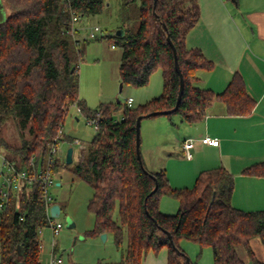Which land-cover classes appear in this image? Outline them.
<instances>
[{"label":"trees","instance_id":"trees-1","mask_svg":"<svg viewBox=\"0 0 264 264\" xmlns=\"http://www.w3.org/2000/svg\"><path fill=\"white\" fill-rule=\"evenodd\" d=\"M118 1L117 31L123 30L124 35L116 31L109 40L123 50L121 83L145 87L161 69L163 92L138 107L102 103L92 110L79 96V66L86 56L87 41L76 38L77 30L72 33V18L101 14L108 0H4L10 13L0 22V127L14 119L23 139L14 151L20 158L10 160L30 175L36 167L44 168L70 108L77 104L86 117H99V131L70 171L94 189L88 206L96 218L91 235L112 234L121 252L120 264H142L149 251L158 254L165 247L168 264H195L181 249V240L210 247L214 264H264L251 247L255 238L264 243V210L232 206L231 173L224 167L206 170L192 188L176 189L165 171H149L136 149L137 118L177 105L181 81L174 50L184 90L177 111L164 116L177 114L196 124L205 119L216 100L226 104L231 116L248 115L255 102L243 77L236 74L221 94L196 85L198 71L213 68L201 50L186 45L188 33L200 19L199 0ZM118 111L123 115L120 121ZM32 157L35 167L30 164ZM61 166L71 165L58 161L53 173ZM243 173L264 178V163ZM42 195L39 182H25L20 191L10 193L0 211V264H42L38 230L48 226ZM164 196L178 201L176 214L160 211ZM239 247L246 249L250 263L240 258Z\"/></svg>","mask_w":264,"mask_h":264},{"label":"crops","instance_id":"crops-1","mask_svg":"<svg viewBox=\"0 0 264 264\" xmlns=\"http://www.w3.org/2000/svg\"><path fill=\"white\" fill-rule=\"evenodd\" d=\"M199 4L200 19L188 33L186 45L188 49L201 50L213 68L198 71L196 85L221 94L239 74L255 102L254 108L248 115L231 116L226 104L216 100L207 109L205 119L196 124L185 122L179 115L149 119L142 158L149 171H165L176 189L192 188L201 172L224 167L234 176L232 206L244 211L264 210V178L243 173L254 164L264 163V0H199ZM9 13L8 6L0 2V22ZM163 83L160 69L147 86L131 89L135 107L161 96ZM122 118L123 115L116 117L118 121ZM205 137H211L214 143H203ZM186 140L194 144L191 159L185 155ZM178 209L176 199L162 197L163 214L174 215ZM251 247L257 259L264 262V243L255 238ZM237 252L244 262L250 263L244 247ZM168 260L169 250L165 247L158 254L149 251L142 264H168Z\"/></svg>","mask_w":264,"mask_h":264},{"label":"rangeland","instance_id":"rangeland-1","mask_svg":"<svg viewBox=\"0 0 264 264\" xmlns=\"http://www.w3.org/2000/svg\"><path fill=\"white\" fill-rule=\"evenodd\" d=\"M0 2L4 4V0ZM108 4L101 14L84 17L76 24V38L80 42L87 41L86 56L79 66V96L92 110L97 109L102 103H126L133 89L130 86H123L121 90L119 69L123 50L119 46L113 48V43L109 40V36H113L120 26V6L118 0H108ZM95 26H99L102 33H99L97 38H90L89 29ZM121 115V111L116 113L118 119ZM175 115L177 114L171 117L178 116ZM160 117L170 118L169 116L155 118ZM149 119L154 118H145L141 123L142 157L146 152L145 134ZM63 131L66 139L58 144L56 159L61 163L66 162L67 151L73 148L74 162L69 168L59 167L58 173L53 177L54 184L49 187L54 204L61 207V214L54 220L62 223L63 228L60 235L55 238L49 226L43 228L40 259L43 264H47L54 255L61 258L63 264H120L121 252L115 245L114 236L108 234L107 240L103 241L101 235H91L96 221L95 214L88 209L93 189L70 171L75 167L82 150L74 141H69L68 137L78 138L85 147H89L96 131L87 123L85 115L78 111L76 106L70 108ZM27 137L29 136L25 134V138ZM0 140L3 142L0 152L9 159L18 160L20 155L14 151L21 147L23 139L14 119L0 127ZM7 146L11 147L10 150ZM58 183H61V186H57ZM68 219L75 223V227H67ZM181 243H183L181 247L193 263L214 264L210 247H201L198 243L188 240H182Z\"/></svg>","mask_w":264,"mask_h":264},{"label":"built area","instance_id":"built-area-1","mask_svg":"<svg viewBox=\"0 0 264 264\" xmlns=\"http://www.w3.org/2000/svg\"><path fill=\"white\" fill-rule=\"evenodd\" d=\"M81 17L79 15H73L72 21H73V28L72 33L75 34L76 32V24L80 22ZM99 33H102V30L99 26H95L93 28L89 29V37L90 38H97L99 36ZM113 48L116 47V45H112ZM126 104L129 108L134 107V99L132 97L128 98L126 100ZM78 108V111L82 112L81 108L75 104ZM86 117V116H85ZM87 123L90 124L96 132L99 131V117H86ZM63 127L60 129L58 133V137L53 143V145L49 149V155L46 161V165L44 168L42 167H36L34 170L33 175H30L29 171L27 169L19 170L16 167V164L11 161L7 156L2 154L0 152V211H3L7 205L9 196L11 192L20 191L23 184L25 182H39L42 186V199L46 205V211H47V217H48V226L50 227L53 237H57L60 235L63 225L60 222H57L54 220L55 217L52 216L51 209L55 205L54 199L50 195L49 187L54 184L53 177V167L54 165L59 161V159H56V155L58 154V144L63 141ZM203 143L205 144H213L214 141L211 139V137H205L203 139ZM74 144L79 147V149L84 150L85 146L81 143V141L76 140L74 141ZM194 144L192 140H186L184 142V151L185 155L188 159L192 158V152L191 149L193 148ZM35 158L32 157L31 159V165L32 167H35ZM47 227V226H46ZM43 228L41 227L38 230L39 235V247L40 250H42V232ZM56 242H54V245ZM54 251V250H53ZM47 264H63V260L61 258H56L54 255H52L50 261Z\"/></svg>","mask_w":264,"mask_h":264},{"label":"water","instance_id":"water-1","mask_svg":"<svg viewBox=\"0 0 264 264\" xmlns=\"http://www.w3.org/2000/svg\"><path fill=\"white\" fill-rule=\"evenodd\" d=\"M232 2L236 3L237 0H232ZM117 35H119V36L124 35V31L123 30H118L117 31ZM174 54H175L176 69H177L178 73L180 74V81H181L177 105L175 106L174 109L169 110V111L152 112L149 115L139 116L137 118V123H136V134H137L136 135V149H137V153H138L139 158H142V155H141V123H142V120L145 119V118H151V117L168 115V114H171V113L177 111L178 106L180 104V101L182 99V94H183V90H184V81H183V77L181 75V71H180V67H179V63H178V57H177V54H176L175 50H174ZM122 87H123V84L121 83V90H122ZM73 153H74V149L73 148H69L68 151H67V155H66V163L68 165H71L73 163ZM156 190H157V186H156V188L154 189V191L152 193L156 192ZM214 198H215V193L213 194L212 202L214 201ZM51 213H52L53 217H55V218L58 217L61 214V207L59 205L55 204L52 207V209H51ZM67 222H68L67 223V227L68 228L75 227V223L71 219H68ZM101 238H102L103 241H106L107 238H108V234H106V233L102 234ZM19 251H20V254L22 255L23 254V246L19 247Z\"/></svg>","mask_w":264,"mask_h":264}]
</instances>
